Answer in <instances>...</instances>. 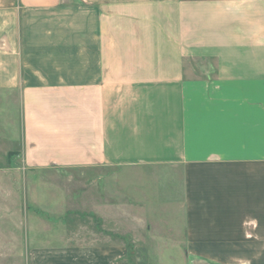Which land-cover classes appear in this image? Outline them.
I'll return each instance as SVG.
<instances>
[{"label": "crops", "instance_id": "crops-1", "mask_svg": "<svg viewBox=\"0 0 264 264\" xmlns=\"http://www.w3.org/2000/svg\"><path fill=\"white\" fill-rule=\"evenodd\" d=\"M83 1L0 0V91L22 97L31 164L132 165L159 177L176 169L187 253L264 264V0L163 7L177 17L178 39L189 23V41L218 58L216 72L198 78L184 71L180 47L169 56L148 35L122 42L111 16L128 11ZM128 45L132 55H122ZM148 207L132 204V213ZM137 214L132 224L144 222ZM59 239L30 246L26 264H136L121 244Z\"/></svg>", "mask_w": 264, "mask_h": 264}, {"label": "rangeland", "instance_id": "rangeland-1", "mask_svg": "<svg viewBox=\"0 0 264 264\" xmlns=\"http://www.w3.org/2000/svg\"><path fill=\"white\" fill-rule=\"evenodd\" d=\"M87 2L60 0V4L75 7ZM146 2L105 1L106 12L128 11L118 14L120 17L111 16L121 26L122 42L132 35L137 40L148 35L153 46L160 40L166 42L163 51L169 56L180 47L184 71L191 77L216 72L218 58L200 48V39L189 41L187 31L192 32V28L188 19L186 33L178 39L176 15L160 14L167 5L172 12L177 2ZM198 17L196 29L202 22V16ZM188 18L192 23L193 17ZM121 54L132 55V46H122ZM22 108L17 89L0 91V264H26L30 246L60 243L61 235L72 237L70 242L124 245L127 258L136 264H209L187 253L176 169L159 177L147 174L145 167L132 165H32L22 138ZM146 184L154 188L151 196L135 190L136 185L146 188ZM145 203L147 209L136 211L144 222L132 224V215L136 216L132 204ZM217 260L224 264L225 257Z\"/></svg>", "mask_w": 264, "mask_h": 264}, {"label": "trees", "instance_id": "trees-1", "mask_svg": "<svg viewBox=\"0 0 264 264\" xmlns=\"http://www.w3.org/2000/svg\"><path fill=\"white\" fill-rule=\"evenodd\" d=\"M130 259V258H129Z\"/></svg>", "mask_w": 264, "mask_h": 264}]
</instances>
